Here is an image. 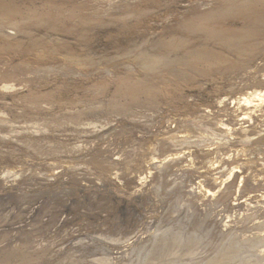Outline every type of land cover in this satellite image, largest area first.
I'll use <instances>...</instances> for the list:
<instances>
[{
  "label": "rangeland",
  "instance_id": "374dc122",
  "mask_svg": "<svg viewBox=\"0 0 264 264\" xmlns=\"http://www.w3.org/2000/svg\"><path fill=\"white\" fill-rule=\"evenodd\" d=\"M255 91L264 0H0V264H264Z\"/></svg>",
  "mask_w": 264,
  "mask_h": 264
},
{
  "label": "bare ground",
  "instance_id": "6f19581e",
  "mask_svg": "<svg viewBox=\"0 0 264 264\" xmlns=\"http://www.w3.org/2000/svg\"><path fill=\"white\" fill-rule=\"evenodd\" d=\"M204 29L208 32H216V29L214 27H211L210 25H205ZM201 50H192L191 53L199 54ZM256 101L258 102H264V92H254L252 94V97L246 96L243 97L241 100H238V104H244L246 106L256 105ZM248 108V107H247Z\"/></svg>",
  "mask_w": 264,
  "mask_h": 264
}]
</instances>
